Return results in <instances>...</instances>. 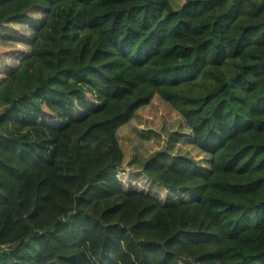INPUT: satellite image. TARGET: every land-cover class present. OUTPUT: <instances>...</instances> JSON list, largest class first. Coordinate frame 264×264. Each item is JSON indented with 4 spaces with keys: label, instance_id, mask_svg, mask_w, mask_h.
I'll return each mask as SVG.
<instances>
[{
    "label": "trees",
    "instance_id": "trees-1",
    "mask_svg": "<svg viewBox=\"0 0 264 264\" xmlns=\"http://www.w3.org/2000/svg\"><path fill=\"white\" fill-rule=\"evenodd\" d=\"M31 8L37 57L0 83V264H264V0H0V25ZM14 107L52 128L49 157L9 134ZM143 114L184 130L125 165ZM124 165L192 197L126 191Z\"/></svg>",
    "mask_w": 264,
    "mask_h": 264
},
{
    "label": "rangeland",
    "instance_id": "rangeland-1",
    "mask_svg": "<svg viewBox=\"0 0 264 264\" xmlns=\"http://www.w3.org/2000/svg\"><path fill=\"white\" fill-rule=\"evenodd\" d=\"M65 7L67 5L56 8L49 23L54 22L59 12L63 11ZM69 9L66 12L76 11L78 7H69ZM47 17V9L31 8L24 15L11 18L0 25V83L22 64L27 63V61L33 62L34 58L37 57L38 49L34 46V43L39 36L45 37V32L41 33V27L47 22ZM72 31V39L75 43L82 41L91 43L94 40L80 25H75ZM48 105L50 110L60 117H64V113H66L64 111L68 109L67 101L63 100L49 99ZM3 111L4 105L0 104V117ZM35 116L38 121L41 119V116L33 113L28 114L25 109L14 107L5 118V123L9 134L21 135L27 131V135L37 145L44 146L43 155L49 157L52 147L48 145V141L51 140L52 128L47 124L40 125L34 122L35 120L32 117ZM146 117L147 115L143 114L140 118L135 119L132 126L124 125L118 129V141L126 156L124 159L125 165L127 161L135 157L138 151L145 156L160 147H165L168 144V136L161 131L163 127L165 131L183 129H179V117L167 120L164 115H161L156 127L147 125L143 120ZM150 121L154 120L151 119ZM43 142L47 143L43 145ZM179 145V142L176 143L174 148ZM125 165L116 169V176L126 191L151 194L164 204L176 203L192 197V193L188 190L163 187L160 183L146 177L139 169ZM180 264L194 263L180 259Z\"/></svg>",
    "mask_w": 264,
    "mask_h": 264
}]
</instances>
